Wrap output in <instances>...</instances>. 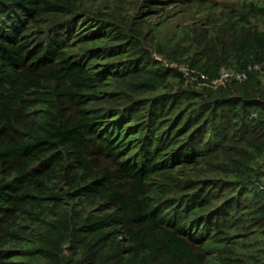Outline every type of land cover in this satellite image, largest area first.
Masks as SVG:
<instances>
[{"label":"trees","instance_id":"trees-1","mask_svg":"<svg viewBox=\"0 0 264 264\" xmlns=\"http://www.w3.org/2000/svg\"><path fill=\"white\" fill-rule=\"evenodd\" d=\"M255 65L264 0H0V264H264Z\"/></svg>","mask_w":264,"mask_h":264},{"label":"built area","instance_id":"built-area-1","mask_svg":"<svg viewBox=\"0 0 264 264\" xmlns=\"http://www.w3.org/2000/svg\"><path fill=\"white\" fill-rule=\"evenodd\" d=\"M248 70H256V71H259L262 74H264V69L258 65H255L253 67H249ZM203 78H205V77H203ZM229 78H236L238 80L245 79L246 78V70H243L241 72H236V71H231V70L223 71L221 74L220 80H218L217 82L220 83V82H222L226 79H229Z\"/></svg>","mask_w":264,"mask_h":264}]
</instances>
